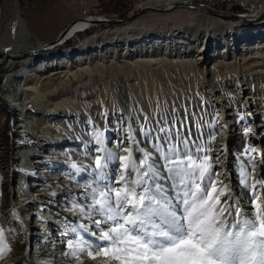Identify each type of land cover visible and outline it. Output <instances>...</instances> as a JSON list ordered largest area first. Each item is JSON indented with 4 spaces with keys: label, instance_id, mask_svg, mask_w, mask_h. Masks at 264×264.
I'll use <instances>...</instances> for the list:
<instances>
[{
    "label": "rangeland",
    "instance_id": "obj_1",
    "mask_svg": "<svg viewBox=\"0 0 264 264\" xmlns=\"http://www.w3.org/2000/svg\"><path fill=\"white\" fill-rule=\"evenodd\" d=\"M4 1L5 0H0V7ZM175 1L180 0H19V3L22 16L26 19L27 23L30 24L31 30L36 31V34L39 33L37 34V36H39V38H41V40L43 41H49L57 31L63 28V26L70 22L74 17H78L87 12L95 13L96 10L99 15L105 17L111 16L114 18V20H129L131 24L133 23V27L136 26L135 28H137L138 26L143 27L147 25L156 26L158 27L159 32H162L163 34L165 33L164 35L172 34L171 32H174L175 35H179L182 34V32L177 33L178 29H174L175 31L169 30L168 32L165 30L161 31V28H176L185 25L187 26L189 24H192L196 20L201 19V17H204L205 14H215L217 16H221L230 23H238V25H241V28L245 30L246 28H251L253 27V25L260 23V21L264 18V11L261 12V14H263L260 15L256 20H252L249 17L241 18L245 13L250 12L253 9V6H244L243 4L239 3V0H184L185 2L189 1L188 4L192 2L190 5L197 4V7H190L186 4L184 6L176 7L168 12H148L146 14H140L136 16V13L139 12L142 7H160L164 4ZM202 4H205L206 6L210 5L212 8L218 9V11L212 12L209 9H200L202 8L200 7ZM108 10H112L116 13V15L113 16L106 13L105 15H102V11ZM51 22V26H48L46 24ZM41 24L42 27H40ZM109 26L110 25L108 21H106V23L91 25L90 27H87L86 30L79 31L75 38L68 39L61 46H59L60 51L81 43V41H84L91 35L99 36L105 29H108ZM39 29L43 33L39 32ZM192 29H194V26H192ZM232 30L235 31L236 28H232ZM232 30L231 27L226 29V31H230L227 33L231 34L233 33ZM45 31L51 33L46 34L44 33ZM199 36H201V34ZM228 36L229 35H227V37ZM109 37L107 35L104 38ZM155 37L161 36L158 35ZM219 37L220 36H218V40L220 41L221 39H219ZM112 40H116L117 50L111 51L112 53L108 52L103 58L101 57L102 59L100 60V62V57H93L91 59V65L89 66V68L91 69L90 74H88L89 71L87 73L81 72V74L80 70L78 71L80 77H83V83H85L84 80L87 79L88 84L85 89H78L76 90V92H74V87H72L71 90L73 91L70 92V88H67L66 86V88L62 90L50 91L52 89V85H54L55 83L49 80L43 82L41 86L42 89L41 87L39 88L42 90L41 92L49 99H55L58 97V95L60 96V94L63 93L70 99L75 100V102H79L80 104H77L78 108L73 110L72 112L69 106H61L59 104L55 105L53 111L49 112L42 110V114L36 109V107H33L32 104H30L31 106L29 105L30 107L28 108V111L21 108L22 104L20 105V103H23L22 100L26 97L24 95L26 92L24 90H21L22 83H19L20 81H17L14 83V87H9V82L5 83L4 80L5 75H9L14 71L20 69L23 63L20 59L14 60L10 63H6L4 61L0 63V101H2V97L4 96L3 94L8 96V98L12 100L11 103L3 100V103L0 104L3 106V109L5 107H10L9 109H11L7 114L8 129L6 133L7 136L5 138L3 137L2 129L0 130V196L6 193L9 197V205L12 207V204L16 205V202H18V200L20 199L19 197V199H17L16 201L14 200L19 196L18 194L21 195L26 193L27 195H29V197H27L29 202H39L43 199V201L40 202L38 206L46 204L50 206L54 212L56 208H62L63 201H65V203H68L72 199H82L80 194L84 191V188L79 185L83 184L90 178V173L89 171H83L77 174L76 171L71 167V165L75 163L78 167L85 169L90 168V166L92 165L91 157L96 154L94 149L97 147L93 138L94 130L103 131L105 133L104 146L106 148L113 152H117L118 154H123L120 151L118 145L120 144L121 139L126 136V130L130 124L137 133V139L143 140L144 138L139 135V126L145 123V116H147L149 120H151V125H149V127H154L156 124V120L159 119L160 116H168L169 114H171V117L179 122L180 120L185 119L186 114L193 113L194 116L187 115V122L191 127L193 133L192 139L197 140V137H199L197 143L202 145L207 144L211 147V149L213 148V143L210 133L214 135H217L221 131H223V133H228V126L226 127L225 121L220 122L219 118H222L225 113L233 114L230 119L236 125L234 124L235 126H233L232 131H230L229 133L230 137L233 138V141L228 144L229 151L227 150L226 156L227 160H229L231 163L226 164V167L228 166L227 168L233 172L234 180L233 182L231 180L230 187H234L235 189L237 188L239 192L246 191L237 183L236 180V177L238 176V170L235 167L236 156L240 154L245 147H248L247 144H251V146L253 147L254 142L257 143V141L254 140H250L249 143L248 136H245L243 130L249 127L251 124L253 128L258 125V123H262L264 125V110L261 115L255 116L252 120L247 119L246 117L244 118L245 120H241L240 117L243 116L242 113L248 111L243 110L242 98L244 97H238V93L240 92V90H244L245 87H248L247 85H243L245 82H240L242 76L236 74L235 76H237V78L239 79H235L233 81L229 80L227 77H223L224 79L220 81L222 84L220 83V85L218 86L219 88H217V90L211 91L212 88L208 87V85H210L209 82L212 77V75L210 74H212V72L208 71H211L210 69L214 68L212 65L216 61L219 62L221 58V60L225 62L231 61L233 56L238 60V57H240V55H242L244 51H247L249 48H251L250 41L256 42L255 44H257V42L259 41L258 38H254L253 40L249 39L250 41L248 40L246 45H244L245 42L239 43V49H237V51L236 48H229V53L222 51V45L224 43L223 41L218 44L217 41H215L213 45L208 48L209 50L207 49L205 53L206 58L208 59L205 58L204 62L198 61L195 65V70H191V67H188V65L192 62V60H195L194 58L197 55V52H195L196 45H198L197 41L196 43H192V45H190V51L184 52L181 48L180 52L183 51V53H177V50L175 53H171V56L173 57L169 56V59H167L168 62L169 60L175 59H178L175 61H179V63H181L182 61L183 65H185V68L183 69L184 66L176 68L175 65H172V67L170 66L169 68H159V66H155L153 64L148 65L144 64L143 62H138L135 64L134 54H129V56L128 54L121 55L122 50L120 49H122L123 47L124 38H114ZM118 40L120 41L117 42ZM94 41L96 45L99 42V40L97 39ZM134 41L135 40H132L130 42L132 43ZM159 51H163L162 48L159 49ZM159 51H156V53H154V56H143V58H161L163 54H161ZM151 52L153 53L154 50H152ZM158 54H161L162 56L160 57V55ZM201 60H203V58ZM34 62L35 61H33L32 63ZM223 64L227 65L225 63ZM223 64H221V67L219 66V68H217L216 70H223ZM228 65L232 67L233 64L230 65L229 63ZM234 67L235 69L237 68L236 72H238V69L241 66L236 63V66L234 65ZM197 68L199 72L203 70V73L201 74H205L203 75L204 79H206L204 86L202 85L203 80L201 79V75L194 76ZM47 69L48 68H46L44 71L37 72L36 76L32 75L33 84H36L37 82L38 84L41 83V81H39V78L41 79V76L39 75L46 72ZM149 73L151 74L152 78L149 80L153 83V85L143 89L144 79L142 78L147 77L145 76V74ZM57 76L58 75H56L55 78V80L57 79V81L60 78H65L62 76ZM72 83H74L75 85V83L77 82L74 79ZM262 84L264 85V77L258 80L255 86H259V88L263 89ZM80 92H83L82 94L84 95H82ZM227 101H229L228 106L225 105ZM263 101H258V106L262 109H264ZM216 103L224 105L225 109L221 110L220 106L216 105ZM258 106L256 107L250 104L249 113H257V109L259 108ZM21 109H23V111ZM64 112H67V114L69 113V115H67L69 121L65 123L67 126L60 125L57 128H46L42 133L43 136L39 138L35 137L33 133L29 132L30 128H37V126L42 125L40 123H42L43 121H46L57 115H62ZM218 116L220 117L218 118ZM136 118L139 119L137 120ZM89 120H91V123H89ZM3 124L4 122L0 119V126H2ZM177 126H179L178 123ZM262 130H264V126L261 127V131ZM24 131H28L27 134H21ZM242 132L243 135L241 136L240 134H242ZM14 133H18V136L16 137ZM108 133L111 134L109 137H106ZM27 137L32 139V142L25 141ZM72 138H74L76 143L71 142ZM5 143L7 147L3 148ZM256 145H259L260 148L262 144L260 145V143H258ZM19 146L32 148L37 147L36 151L39 152L38 154H47V156L41 158H37L38 155H28V157H22V154L13 153V149ZM124 146H129L126 139H124ZM141 147L145 148L148 146L145 143H142ZM80 148H83L82 151L80 150ZM148 150L150 151L151 149L148 148ZM35 159H39L40 163L35 162ZM259 165L260 164H258V166ZM22 171L26 172V176H24V178H20V182L21 184L26 186H22L23 189H21L18 194H14V186L16 185L14 183V178L18 174L22 177ZM253 174H255V172ZM27 176H29V178H27ZM7 178V182L9 183V185L6 187L4 186L3 181H5ZM32 180L41 185L33 190V192L30 191L27 187L29 182ZM5 187L6 190L3 191V188ZM53 192H55L57 195H51V193ZM234 195H236L237 199H239L238 197L240 195L238 196L236 190L234 191ZM22 204H24V202ZM33 205L34 204H32L30 208L33 209ZM38 206H36V208ZM17 207L20 206L17 205ZM20 208L16 209L15 207L16 211L21 216V220L23 221L22 225L12 217V209L8 219L9 225H11L10 229H15L14 233L17 232L18 234H20L22 232H25V234L27 235L25 244L27 255L32 260H36L38 257L41 258L42 261L44 259V262L46 260L45 264H49L47 261L50 260L58 264L59 253L61 251L66 252L67 249L65 250V247L59 248L58 246H53L54 242L56 240L57 242L60 241V238H63L62 241H65L66 238H69L66 235L62 236V234L64 233L65 228L70 222L76 223L83 221H78L77 214H75L69 207H64V212H67V214L71 212V214H69L68 216L66 214L64 216L63 210L57 211L55 213L56 215L53 214L52 219H54L55 222L60 226H57L50 230L48 229V227H45L46 229L42 227L43 229L41 230H43L44 232H42L43 235L46 233V231L49 230V232H47V234L49 233V238H47L48 242H43L44 238L38 239V237L34 235L35 232L41 234V230L35 229L33 231H28L27 223L29 226V224L32 225L34 223L35 225L40 222L44 225H48V222H42L40 219L36 218L35 215H31L32 219H30L31 216L26 214V212L21 211ZM63 223H66L65 226ZM0 226L4 227V224L1 221ZM29 232H34L33 236H29ZM89 239L91 238L89 237ZM49 240H51V244ZM41 242L44 246L43 249H47V251L44 252L45 255L41 252L37 253V250L34 247L35 245H39ZM64 245H66V243ZM97 250L98 249L94 251ZM50 252H52L53 255H50ZM55 252H58V254L56 255ZM84 256L87 255L84 254ZM67 259L71 260L73 259V257H68Z\"/></svg>",
    "mask_w": 264,
    "mask_h": 264
},
{
    "label": "snow or ice",
    "instance_id": "obj_2",
    "mask_svg": "<svg viewBox=\"0 0 264 264\" xmlns=\"http://www.w3.org/2000/svg\"><path fill=\"white\" fill-rule=\"evenodd\" d=\"M187 115L194 113L179 122L160 116L154 127L145 116L143 140L130 124L118 145L123 154L104 146L103 131H93L92 165H71L90 178L79 185L82 199L69 201L83 222L67 225L65 256L80 264L84 254L103 255L104 264H264V167L253 175L257 164L264 166V153L249 146L236 156L242 203L222 171L223 151L213 158L210 146L193 140ZM252 132L244 129L245 136ZM11 215L23 224L15 208ZM6 231L15 229L0 226V260L11 251Z\"/></svg>",
    "mask_w": 264,
    "mask_h": 264
},
{
    "label": "bare ground",
    "instance_id": "obj_3",
    "mask_svg": "<svg viewBox=\"0 0 264 264\" xmlns=\"http://www.w3.org/2000/svg\"><path fill=\"white\" fill-rule=\"evenodd\" d=\"M188 2L189 1L185 2L184 0H180V1L170 2V3L166 2L167 4H164L160 7H155V6L142 7L141 8L142 12H137L136 16H138L140 14L143 15V14H146L148 12H150V13L168 12V11L173 10L176 7L184 6L186 4L190 6V4L192 2L189 4H188ZM239 3L243 4L244 6H249V7L253 6V9L250 12L245 13L244 15L241 14V15H243L241 18L249 17L252 20H256L260 15L263 14V13L261 14V12L264 11V0H252V1L239 0ZM196 5H193L190 7H197ZM200 7H202L200 9H203V10L209 9L212 12L218 11V9L212 8L210 5L206 6L205 4L204 5L202 4ZM133 16H134V14H133ZM103 17H105V16L99 15L97 13V10L95 13L94 12L93 13L87 12L83 15L78 16V17H74L70 22H68L67 24H65L63 26V27L67 26V28H66L67 32L62 37L63 40L56 43V44H51V42H53V40H55L57 34L63 28H61L59 31H57L49 41H43V40H41V38H39V36H37V34H39V33L36 34V31L31 30L30 24L27 23L26 19L22 16L19 0H5L2 3V5L0 7V63H2L3 61L6 63H8V62L10 63L14 60H19V59L23 63L22 67L20 69L14 71L13 73H11L9 75H5V80H4L5 83L9 82V84H8L9 87L13 86L14 83L17 81H20L19 83H22L23 87L21 86V90H24L26 92L24 94L26 97L24 96L25 99L23 98V100H22L23 103H20V105L22 104L21 108L28 111V108L31 106L30 104H32L33 107H36V109L40 112L42 110L50 112V111H53L55 105L59 104L61 106H65V105L69 106L71 112L73 110L77 109L78 108L77 104H80V103L75 102V100L70 99L69 97H67L63 93L60 94V96L58 95V97L55 99L47 98V96H45L41 92L42 91L41 86H42L43 82L49 80V81L55 83L54 85H52V89L50 91L62 90L64 88H66V86H67V88H70V92L73 90H74V92H76V90H78V89L79 90L85 89V87L87 86L88 83H87V79L84 80L85 83L82 82L83 77L82 76L80 77L81 72L87 73L89 71L88 74H90L91 69L89 68V66L91 65V59L93 57H95V58L100 57L99 58V62H100V60L108 52L117 50L116 49V45H117L116 40L115 41L112 40L114 38H116V39H118V38L122 39V37L124 38L123 47H122V49H120V50H122L121 55L122 54H124V55L128 54V56H129V54L130 55L134 54L135 55V59H134L135 64L138 62H140V63L143 62L144 64H148V65L153 64L155 66H159V68H163V67L169 68L170 66L172 67V65L173 66L175 65L176 68L184 66L183 69L185 68V65H183L182 61H181V63H182L181 64V63H179V61H177V62L175 61L178 59L169 60V62L167 61V59H169V56H171L173 54L172 52L175 53L177 50H178L177 53H183V51L184 52L190 51L191 50L190 45H192V43H196V41H197L198 45H196V48L194 47L195 52H197V55L194 58L195 60H192V62L189 63V65H188V67H191V70H195L194 68H195V65L197 64L198 61H202V62L205 61V58H206L205 53H206L207 49L209 47H211L215 41H217V44L223 41L224 43L222 45L223 46L222 51L229 53V51H228L229 48H231V47L236 48V51H237V49H239V43L245 42L244 45H246V43L249 39L253 40L254 38H258L259 41L257 42V44H255L256 42L249 40L251 43V46L250 45H248V46H250L251 48H249L247 51H244V53H242V55H240V57H238V60L236 57L233 56L234 59L232 58V60L229 62L228 61L227 62L222 61L221 60L222 58L219 60V62L216 61L212 65L214 68L210 69L211 71H208V72H212V74H210V75H212V77H211V80L209 82L210 85H208V87L212 88L211 91L217 90V88H219L218 86L221 83L220 81H222L225 77H227L229 80L233 81L235 79H239V78H237V76H235L236 74L241 75L242 78L240 79V82L243 81V82H245L243 85L248 86V87H245L244 90H240V92L238 93V97H241V96L244 97V98H242L243 110H245V111L248 110L247 112H245L247 114L242 113L243 117L244 118L246 117L247 119L252 120L255 116L261 115L263 113L264 109H262L258 106L259 105L258 101L264 100V85L262 84L263 89H261V88H259V86H255V84H257L258 80H260L261 78L264 77V20H263L264 18L260 21V23L253 25V27H251V28H246V30H245V29L241 28V25H238V23H230L221 16H217L215 14L214 15L213 14H209V15L205 14V16L201 17V19L196 20V21L193 20L195 22H193L192 24H189L187 26L185 25V26L176 27V28L165 26L166 28H161V31L165 30L168 32L169 30L178 29L177 33L182 32V34H179V35H175L174 32H171L172 34L164 35L165 33L163 34L162 32H159L158 27H156V26L147 25V26H143V27L138 26L137 28H135L136 26L133 27L132 26L133 23L131 24L129 22V20L120 21V20H114V18L111 16H108L109 18H105V19ZM106 21H108L110 26L108 29H105L99 36L98 35H91V36L87 37L84 41H81V43H78L77 45H74L73 47H68L67 49L60 51L59 46H61L68 39L75 38L79 31H84V30H86L87 27H90L91 25L106 23ZM46 24L48 26H51L52 22L46 23ZM86 25H88V26L86 27ZM192 26H194V29H192ZM236 26H238V27H236ZM40 27H42V24ZM229 27H231V30H232V28H236V30L233 31L234 30L233 29L232 34L227 33V32H230V31H226V29ZM40 29L38 30L39 32H41ZM238 29H239V31H238ZM225 31H226V33H225ZM41 33H43V32H41ZM41 33H40V35H41ZM44 33L50 34L51 32L48 33L47 31H45ZM200 34H201V36H199ZM107 35H108V37L109 36H113V37L104 38ZM158 35H160L161 37H155ZM227 35H229L231 37H229V36L227 37ZM218 36H220L219 37V39H221L220 41L218 40ZM222 36H224V37H222ZM96 39L99 40L97 45L95 44V41H94ZM222 39H224L226 41H224ZM132 40H135V41L131 43L130 41H132ZM119 41L120 40H118L117 42H119ZM201 42H202V44H201ZM161 48L163 51H159V49H161ZM181 48L183 49L182 52H180ZM143 50H145V51H143ZM152 50H154L153 53L151 52ZM192 50H194V49H192ZM156 51H159L161 54H163V56L161 54H158V55H160V57L161 56L162 57L161 58L152 57L151 59L146 58L147 60L145 58H143V56L144 57L154 56L155 55L154 53H156ZM231 52H233V51H231ZM147 53H149V54H147ZM171 57H173V56H171ZM202 58H203V60H201ZM206 59H208V58H206ZM33 61H35V62L32 63ZM223 63H225L227 65L230 63V65L231 64H233V65H232V67H230L229 65L227 66V65H224ZM236 63H238L241 66L238 69V72H236L237 68L235 69V67H234V65L236 66ZM221 64L224 65V66H222L223 70H220V69L216 70L217 68H219V66L221 67ZM46 68H48L46 72L41 73V74L39 73L40 74L39 76H41V79L39 78V81H41V83L38 84V82H37L36 84L35 83L33 84L32 75L36 76L37 72L44 71ZM79 70H80V74L78 73ZM201 73H203V70H201L199 72L198 68H197L196 73H194V76L195 75H201V79L203 80V82L202 81L201 82H202V85L204 86L206 79H204L203 75H205V74H201ZM56 75H58L57 77L62 76L65 78L64 79L60 78L57 81V79L55 80ZM145 76H147V77L142 78V79H144L143 89L148 88L149 86L153 85V83L149 80V79H152L151 74L150 73L145 74ZM90 77H91V75H90ZM231 77H233V78H231ZM74 79L77 82V83H75V85H74V83H72V81ZM0 87H1V84H0ZM40 87H41V89H39ZM47 87H49V86H47ZM72 87H74L73 90H71ZM80 93L82 94L83 92H80ZM3 95L4 96L2 97V101H0V104L3 103V100L6 102L8 101L9 103L12 102V100H10L8 98V96H6L5 94H3ZM82 95H84V94H82ZM225 99H226V97H225ZM249 101H250V104H252V106H256V107L258 106L259 107L257 109V111H258L257 113H255V114H253V113L251 114V112L249 113V105H250ZM216 105H219L221 110L225 109V106L222 104L216 103ZM225 105L228 106L229 101H227ZM2 107L3 106L0 105V119L4 122V124L2 126H0V130L2 129L3 137L5 138L7 136L6 133H7V129H8V127H7L8 126L7 114L11 109H9L10 107H8V108L5 107L4 109ZM43 108H45V109H43ZM23 109H21V110L23 111ZM41 114H42V112H41ZM67 115H69V113L67 114V112H64L62 115H57V116L52 117L46 121H43L42 123H40L42 125L37 126V128H35V127L30 128L29 132L33 133V135H35V137L39 138V137L43 136L42 133L45 131L44 129H46V128H49V127L57 128L60 125H66L65 123H67L69 121L67 118ZM232 115L233 114L225 113L224 116L222 117L224 119L219 118L220 116H218V118L220 119V122L225 121L226 127L228 126V133H223V131H221L220 133L215 135V137H216L215 141L214 142L212 141L213 148L211 151L212 152L211 155L213 156V158H215L216 155L220 154L223 151V157L222 158L224 159L225 165L228 163L229 164L231 163L229 160H227L226 156H227V150L229 151L228 144L233 141V138L230 137L229 133H230V131H232L233 126L236 125L230 119V117H232ZM263 116H264V114H263ZM34 124H35V122H34ZM36 125H37V123H36ZM262 126H264L262 123H258V125H256L253 128V126L251 124L249 127H251L253 129V132L249 133L247 136H248V140H249L248 142L250 143V140L257 141V143L254 142L253 147L257 148L259 152L264 153V130L261 131ZM254 129H256V130H254ZM37 133H38V135H37ZM110 134L111 133H108L106 135V137L107 136L109 137ZM240 135L242 136L243 132ZM71 142L76 143L74 138H72ZM258 143H260V145L262 144L260 148H259V145H256ZM44 145H46V144H44ZM247 145H248V147L251 146V144H247ZM6 147H7V145L5 143L3 148H6ZM82 149L83 148H80L81 151H82ZM36 150H37V147L32 148V147L19 146V147H15L13 149V153L22 154V157L23 156L28 157V155H32V156L38 155L37 158L47 156V154H44V155L38 154L39 152H37ZM34 161L40 163L39 159H35ZM227 167L223 168L222 171L229 172L230 176H231V180L233 182V180H234L233 172L230 169H228ZM262 167H264V166H262V165L258 166V164H257L255 174H253V175L261 173ZM26 170H27V168H26ZM25 173L26 172L22 171V175H23L22 177L19 174L17 176H15L14 183L16 185L14 186V188H15L14 194H18L19 191L21 189H23L22 186H24V185L21 184L20 178H24V176H26ZM8 178L5 181H3V184L6 187L9 185V183L7 182ZM27 178H29V176H27ZM28 185H27L28 189L32 192H33V190H35L36 188L41 186L40 184L36 183L33 180L30 181ZM6 187L3 188L4 189L3 191L6 190ZM235 190H236V193L238 194V196L240 195L238 197L239 200H241V202L244 203L245 191L239 192V190L237 188ZM18 195L19 196L17 198L15 197L16 199H14V200L16 201L17 199H19V197H20V199L18 200V202H16V205L12 204V207L9 205V202H8L9 197L7 196L6 193L2 194L0 196V221L2 223L6 221V223H3L4 227L6 229H10L11 225H9V219L8 218H9L11 209H13L15 207H16V209L21 207L20 208L21 211L26 212V214H28L30 216L31 215L32 216L37 215L36 211H34L32 208H30L33 203L29 202V200L27 198V197H29V195H27L26 193L21 194V195L18 194ZM21 198H25V199H21ZM23 202H24V204H22ZM17 205H19L20 207H17ZM62 205H63L62 208H60L58 205L59 208H56V210L54 212H53V209L46 204L40 205L36 209L39 210L40 212H42L44 215H48V217H50V216L52 217L53 214L56 215L55 213L57 211L63 210V215L65 216L67 214V212L66 213L64 212L65 211L64 207H69L71 209L72 205L69 202L65 203V201H63ZM69 214H71V212H69L67 214V216ZM32 216L30 219H32ZM37 217H39V216H37ZM73 217H76V216H73ZM66 218H69V217H66ZM39 219L42 222L47 221V218H40L39 217ZM52 220H51L52 222L47 221L48 225H44L41 222L38 224H35V225H34V223L32 225L29 224L27 230L28 231H33L35 229L41 230L45 227L46 228L48 227V229L50 230L52 228L60 226L59 224H57L55 222L54 219H52ZM63 224L65 226L66 223H63ZM66 229H67V227L65 228V231H66ZM49 230L46 231V233L44 235L42 234L43 230H41V234H38L37 232H35V234H34V232H29V236H33V234H34V235H36V237H38V239L44 238L43 242H48L47 238H49V233L47 234V232H49ZM65 231L62 234V236H65ZM26 236L27 235L25 234V232L18 234L17 232L14 233V231H12L11 234L9 235L8 232L6 231V239L9 240V244H10L9 247L11 248V251L8 252L5 259L0 260V264H45L46 260L44 262V259L42 261V259L39 257L36 260L35 259L32 260L27 255V251L25 250V244H26V238H27ZM68 237H70V234ZM62 239L63 238H60L59 239L60 241H58V242L56 240L54 242L53 246H55V247L58 246L59 248L65 247V250H66L67 247L64 244L67 242L68 238H66L65 241H62ZM49 241L51 244V240H49ZM40 244H42V242ZM39 245L34 246L35 249L37 250V253L41 252L42 254H44V252H46L47 249H43L44 248L43 244L40 246ZM67 251H68V249H67ZM55 253H56V255L58 254V252H55ZM64 253L65 252H62V251L59 253V256H58L59 263L58 264H80V261H78L76 258H73L71 260L67 259L68 257L65 256ZM49 254L53 255L52 252H50ZM51 259H53V258H51ZM80 260H82V264H104L105 258L103 257V255H101V256L97 257L95 260H93L87 256L81 255ZM47 262L49 264H57V263L52 262L51 260L47 261ZM113 264H115V262H113Z\"/></svg>",
    "mask_w": 264,
    "mask_h": 264
},
{
    "label": "water",
    "instance_id": "obj_4",
    "mask_svg": "<svg viewBox=\"0 0 264 264\" xmlns=\"http://www.w3.org/2000/svg\"><path fill=\"white\" fill-rule=\"evenodd\" d=\"M190 6H193V5H190ZM145 10V9H144ZM139 12H142V10H140ZM67 26L63 27V29L57 34L55 40H53V42H51V44H56L60 41L63 40V35H65V33L67 32Z\"/></svg>",
    "mask_w": 264,
    "mask_h": 264
},
{
    "label": "built area",
    "instance_id": "obj_5",
    "mask_svg": "<svg viewBox=\"0 0 264 264\" xmlns=\"http://www.w3.org/2000/svg\"><path fill=\"white\" fill-rule=\"evenodd\" d=\"M112 10H108V11H102V15H105V13L106 14H111V15H116V13L115 12H111ZM104 18H109L108 16H106V17H104ZM88 25H86V27H87Z\"/></svg>",
    "mask_w": 264,
    "mask_h": 264
},
{
    "label": "trees",
    "instance_id": "obj_6",
    "mask_svg": "<svg viewBox=\"0 0 264 264\" xmlns=\"http://www.w3.org/2000/svg\"><path fill=\"white\" fill-rule=\"evenodd\" d=\"M66 44H68V43H66ZM13 132H14V130H13ZM14 134H15L16 137L18 136V133H14ZM25 140L28 141L29 138L27 137V139H25Z\"/></svg>",
    "mask_w": 264,
    "mask_h": 264
}]
</instances>
